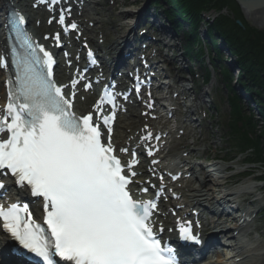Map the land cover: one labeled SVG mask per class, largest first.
<instances>
[{
  "label": "snow or ice",
  "instance_id": "obj_1",
  "mask_svg": "<svg viewBox=\"0 0 264 264\" xmlns=\"http://www.w3.org/2000/svg\"><path fill=\"white\" fill-rule=\"evenodd\" d=\"M12 16L17 37L30 51L14 61L15 83L8 82V103L0 110V170H9L18 185L30 186L33 196L43 198L47 230L33 220L26 205L16 203L0 206L3 230L41 264H56L54 256L70 264H179L175 250L162 246L153 231L150 218L156 200L140 201L131 195L129 185L137 175L135 153L128 175L113 155L114 97L105 93L94 106L99 113L102 105H112V114L100 117L108 131L105 144L93 114L78 118L71 111L72 101L52 79V56L43 48V59L37 56L21 27L24 18L16 12ZM58 22L65 24L64 12ZM76 27L73 23L64 30ZM55 39L59 46V35ZM4 66L0 57V67ZM77 83L72 81L73 88ZM151 138L149 132L141 140ZM179 235L182 241L200 243L190 224L181 225Z\"/></svg>",
  "mask_w": 264,
  "mask_h": 264
},
{
  "label": "bare ground",
  "instance_id": "obj_2",
  "mask_svg": "<svg viewBox=\"0 0 264 264\" xmlns=\"http://www.w3.org/2000/svg\"><path fill=\"white\" fill-rule=\"evenodd\" d=\"M188 3V5L186 6V11L180 9L179 10V14L181 15V17L183 19V23L181 24V26L179 27H175L174 24L176 23L177 20L180 19V15H178L177 19L175 20V17L172 15H169L168 12L171 11L174 8H179L178 3H175V6L171 7L168 6V4L165 3L164 0L161 1H157V0H144V5L145 7H148L149 9H152V7H150V5H152L153 7L156 8V10L158 9V11H156L154 8L155 13H149L148 14H144V10L143 11H134L131 8H134L136 6H139L138 4V0H134L131 3H128V8H130L129 11L125 12L122 14V16H130L129 18H135L136 20V25H135V29L138 30L137 28H140L141 25L143 24L142 22L144 20H146V18H148L149 16L158 24V26L163 25V27L165 28L166 32L163 33V36L165 38H170V39H176V45L178 47L180 56L182 57V59L184 60H188L189 59H193L197 53V49L194 46V44H196L197 42V38H199V34H201V38L206 40L209 44V46L211 47V50L214 52V55L219 56L220 58H224V54H227L228 58H227V64L232 68H235L237 71H240V75L237 78H234L233 76V81L235 80V82L237 83L236 85V89L239 91V94L246 98L247 100H250L252 98L251 94H255L254 90L249 89V87L247 86L246 88H241V83L246 82L247 76H249V72L244 74L245 72L242 70V68L240 67V64L242 61L239 60V56L236 54L234 55V53H232L231 50L236 49L237 47V43L234 41L235 39L231 38L230 39H226V36H230L228 34V30L234 26L237 25V27L239 26L242 30V26H241V20L239 19H235L234 13L232 12L233 9L235 8L236 5H234V3L232 2V0H223V6L220 5V7H212L210 3L208 2H204L201 4V2H198V0L196 1V5L199 7V9L195 8V5L188 0H185L184 3ZM235 3L238 5L239 9H240V13H241V17H243V21L248 22L252 28L258 30L259 28L253 27V25L251 24L250 20L248 19L247 15L245 14V12L243 11V9L239 6V3L234 0ZM18 4L21 5L22 9L28 10L27 7H25V4L23 3V0H19L17 1ZM150 4V5H149ZM90 5H87V9H84V13H83V17L84 20L87 19L88 21H82V28H83V32L84 34H90V35H95L97 33L99 34H104V37L106 39V47L108 48V50L112 51V54L114 57H116L117 55V51L120 49L121 45L123 44V42H126L129 40L130 38V34H132V29L130 27L132 26H127V23H120L118 24V18L117 17H113V14L107 13L106 11H102L101 9H99L98 7L92 5L90 6V8L88 9ZM214 6V3H213ZM147 8V9H148ZM139 10V8L137 9ZM159 10H162L159 11ZM238 10V9H237ZM33 14H37L36 12H33ZM140 15V16H139ZM196 15H199V19L196 18ZM104 17H106V20L104 19ZM223 19H226L225 22L221 21ZM94 23V27L90 28L88 23L90 22ZM218 21H220L222 23L221 26H215L216 24H218ZM237 21H239L240 23L238 24ZM234 22V23H233ZM44 27V25H43ZM221 27V28H219ZM237 28V32L238 34L241 31L240 28ZM125 28H127V30H124ZM216 29L215 33L213 32ZM46 30H49L48 28H46ZM111 30V37H109V32ZM39 30L37 29V32ZM91 31V33H89ZM108 31V32H107ZM217 34V35H216ZM231 34V33H230ZM198 35V36H197ZM141 37H143L141 35ZM192 38H194V40H192ZM93 42V39H90ZM120 40H122V43L120 42ZM228 40V41H227ZM101 48H105V45H100ZM99 46V47H100ZM175 47V48H177ZM183 50L185 51V55L183 54ZM207 50H210L209 48H207ZM247 55V51L245 56ZM188 57V58H187ZM198 58V57H197ZM242 59V57H241ZM176 61V60H175ZM174 60L171 61V63L173 64ZM244 63H246V60L244 58ZM208 65H211V62H208ZM222 68L221 67H215L213 72H209L212 73L213 76L217 75H221L222 74ZM211 71V70H210ZM233 73V70H232ZM252 74H256L255 73H251ZM247 83V82H246ZM214 84V83H213ZM212 84V85H213ZM249 86L250 84L247 83ZM214 86V85H213ZM206 91H211L212 86L207 88V86L205 87ZM188 90V89H185ZM206 92V93H207ZM82 105V104H80ZM261 115V113H259ZM131 117H133V111L131 110ZM134 125L133 121H131L130 123H125L124 126H129V125ZM123 129V125H120L119 128L117 129V131H122ZM242 136V135H240ZM243 137V136H242ZM257 143V141H256ZM259 144V143H258ZM187 146V145H185ZM254 149L257 150L259 152H264V149H260L257 146H254ZM220 162H213L212 165L210 166H206L204 165V168H201V166L199 167H191V173L193 177H197V176H202V175H197L196 171L199 168L201 171H205L208 172L207 173V177L206 179H210L213 176H217L219 177V182L224 178V173L225 170L230 167L233 168L232 166L229 165V163L227 162V166H224V161L219 160ZM253 164H251L250 166H252ZM249 166V167H250ZM238 166H236L237 168ZM201 173V172H200ZM202 180L204 181L205 178H202ZM189 183L193 182V179L191 178L189 181ZM205 183V181H204ZM240 183V182H239ZM206 184V183H205ZM241 186L237 185V188L240 190L242 188L240 187H247L248 189L252 190V188L256 185V182L253 180H245L241 183ZM221 184H217L216 188H220ZM241 192L243 190H240ZM240 191L231 193L229 191H226V193L224 194V202H228L229 200H231L234 196V198L238 199L239 198V193ZM190 192V196L193 197V199L196 200V203H198V205L202 206V209L204 211V203L208 204L209 206L211 205V201H210V192H212V189H209L208 191H202L199 188H191V190H189ZM251 191L245 192L244 197H248L252 194H250ZM209 196V198H208ZM232 205H236L233 204ZM236 209L241 210L242 206L240 205V203L238 202L236 205ZM222 209H225V206H222ZM235 208V207H234ZM202 213V212H200ZM254 227V225L252 226ZM241 230V229H240ZM215 232H219V234H221L222 236L226 237L227 239L231 240L230 244L234 245V239L231 235V231L229 227H226L224 224H221L218 227V230ZM238 235H241V232L238 231L237 232ZM0 250L2 251V249L0 248ZM240 250V249H239ZM243 251V249H241ZM214 253L216 255L220 256V253L216 250L214 251ZM246 253H239L237 252V254L235 255V258H240L242 260H244L243 262L248 261L247 260V256H245ZM256 261L260 260V263L262 261H264V252H258L256 255ZM251 260V259H250ZM255 261V259H253ZM252 260V261H253ZM250 262V261H249ZM219 264H222V260L218 261Z\"/></svg>",
  "mask_w": 264,
  "mask_h": 264
},
{
  "label": "rangeland",
  "instance_id": "obj_3",
  "mask_svg": "<svg viewBox=\"0 0 264 264\" xmlns=\"http://www.w3.org/2000/svg\"><path fill=\"white\" fill-rule=\"evenodd\" d=\"M132 1L134 0H120L119 3H121V6H119L118 8H116L115 10H111L110 11V14H113V17H117L118 18V23H125L126 20L128 21L129 19L127 18V16H122V14L124 12H127L128 10H130V8H126V3H131ZM138 4H139V7L142 6L144 4V0H138ZM108 8V7H107ZM245 22V21H244ZM246 24V27H247V23L245 22ZM249 25V24H248ZM250 28L251 25L249 26ZM259 33L261 32H264V30L261 29L258 30ZM175 43H176V40H175ZM261 40H260V44H261ZM165 53V52H164ZM181 54V53H180ZM179 54V55H180ZM168 55H172V52H169ZM214 55V54H213ZM224 59H227L228 56L227 54H224ZM215 56V55H214ZM225 62V60H224ZM228 65V64H227ZM188 66L185 64V67ZM230 68V67H229ZM233 70V76L234 78H236L237 76V73L235 70V68H232ZM184 74L186 76H188V72H184ZM214 83V84H213ZM212 84L214 85L213 88V93H211L209 96H214L216 97V99H220V94L222 96V102L221 104L218 105V113L215 115V118H211V121H213L214 125H216L218 123V127L217 128H214L209 132V138L211 140V145L209 147V150L207 151V155H208V158L205 160V158H202V161H207V162H211L213 161L214 159H219V158H222L223 156H226L227 158H231V156L234 154L235 152V149H232V142L227 140V133H226V118L228 116V111H229V105L228 103L226 102V96H227V92L229 90H227V87L226 85L224 84V82L222 81V78L220 75H217L216 76H213V79L211 80L209 86L211 87ZM232 84H233V88L236 89V85L237 83L234 81H232ZM200 84H196L195 86L196 87H200L199 86ZM201 88V87H200ZM202 90V88H201ZM203 94V92H202ZM229 94V93H228ZM231 94V93H230ZM235 98V97H234ZM204 99L207 100V97H205ZM246 99H244V101L242 100V104L244 106H247L246 103H245ZM248 107V106H247ZM249 107H253V105H249ZM245 111L247 112V116H250L252 118V120L255 122V131H257V134H260V133H263L262 132V129H264V117H262L256 110H253L251 108H249ZM213 111L210 112V114H212ZM207 125H210L209 123H207ZM202 132H207V128L202 127L201 128ZM222 131V136H220L219 132ZM200 135V131L197 133V136L199 137ZM261 138V136H260ZM262 139V138H261ZM199 141H201V139H199ZM263 145H264V140H263ZM194 154L193 153V157H194ZM229 154V155H228ZM244 160V156H239L237 157L236 159H234V162L233 163H229V165H232V170L231 171H234L236 172L238 170V168H245L242 164H240V162L242 163V161ZM197 162H199V160H196ZM201 161V163H202ZM240 164V165H239ZM224 166H227V163L224 164ZM236 166H238L236 168ZM256 170H259L260 172H256ZM251 173H255V175H252L251 177H256L258 175H260L261 173L264 174V170L262 169H259L257 166H255L254 168H251ZM208 172H204V174L202 175H207ZM231 174V172H228V174H225V176H229ZM233 183H235V181H232ZM198 183V182H197ZM222 182H220L221 184ZM219 184L218 182V179H208L207 181V187H206V190L208 191L209 189H212V192H210L209 194L212 195V198H216V195H217V188H216V185ZM195 185V183H194ZM197 185V184H196ZM264 202V200H263ZM261 229L264 230V217L262 216L261 217V221H259V224Z\"/></svg>",
  "mask_w": 264,
  "mask_h": 264
},
{
  "label": "trees",
  "instance_id": "obj_4",
  "mask_svg": "<svg viewBox=\"0 0 264 264\" xmlns=\"http://www.w3.org/2000/svg\"><path fill=\"white\" fill-rule=\"evenodd\" d=\"M165 1H167L168 5L171 7L175 6L174 2L178 3L179 5L178 10L177 8H174L168 12L169 15L171 16L173 15L175 17V20L177 19L178 15H180L179 14L180 8L188 5L187 1L186 3H184L185 0H165ZM188 1L189 2L191 1L195 5V8L199 9V7L196 5L197 0H188ZM198 2H201V4L204 2H208L211 4L212 7L215 8L220 7V5L223 6V0H198ZM232 2L234 3V5H236L232 11L234 13L235 19L240 18V20L245 26V29L242 30L238 26L242 31L238 34L236 30L238 27L237 25L235 26L234 24V26L228 30V34L230 36H226L225 38L230 39L231 37L235 39L234 41L237 43V47L235 51L234 50L231 51L232 53H234V55L237 54L239 56V60L242 61L240 67L245 72L244 74L249 72V76H247L248 80H246V82L249 83L251 86L257 87L258 91L256 95L258 96V100L260 103L264 104V32L259 33L258 30L254 28H250L247 22H246L247 23V27H246V24L243 21V17H241V13L238 5L235 3L234 0H232ZM221 21L225 22L226 19H223ZM182 23H183L182 20L181 21L177 20L175 24L182 27L181 25ZM221 25L222 23L218 21V24H216L215 26H221ZM213 32L218 33L216 32V29ZM193 39L194 38H192V40ZM260 40L262 42L261 44H260ZM246 51H247V55L245 56ZM244 58L246 60V63H244ZM255 72L256 74L251 75V73H255ZM250 141L252 140L250 139ZM254 144L255 146L259 147L257 143L254 142ZM258 150L259 149H257L256 154L261 156L262 152H259Z\"/></svg>",
  "mask_w": 264,
  "mask_h": 264
},
{
  "label": "water",
  "instance_id": "obj_5",
  "mask_svg": "<svg viewBox=\"0 0 264 264\" xmlns=\"http://www.w3.org/2000/svg\"><path fill=\"white\" fill-rule=\"evenodd\" d=\"M253 27L264 30V0H236ZM239 24L240 22L237 21Z\"/></svg>",
  "mask_w": 264,
  "mask_h": 264
}]
</instances>
